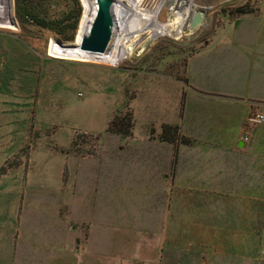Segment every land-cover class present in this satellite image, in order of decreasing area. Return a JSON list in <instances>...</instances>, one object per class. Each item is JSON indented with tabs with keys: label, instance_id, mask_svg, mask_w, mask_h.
I'll list each match as a JSON object with an SVG mask.
<instances>
[{
	"label": "rangeland",
	"instance_id": "obj_1",
	"mask_svg": "<svg viewBox=\"0 0 264 264\" xmlns=\"http://www.w3.org/2000/svg\"><path fill=\"white\" fill-rule=\"evenodd\" d=\"M72 1L53 0L51 9L73 12ZM79 2L78 30L67 44L87 33L96 11L94 0ZM243 6L264 10V0H116L109 48L93 54L22 24L15 0H0V264L12 263L7 249L17 232L57 253L56 260L31 252L28 264H166L180 241L172 233L189 237L199 214L182 204L187 192L158 193L157 202L141 190L135 154L147 144L146 130L155 135L162 124L181 122L190 56L208 40L230 36L236 17L229 13ZM196 11L205 19L190 31ZM173 14L186 16L181 27L152 30ZM129 114L132 137L106 132L116 115ZM197 243L189 238L188 249L173 253L174 264H202ZM262 249L253 264H264Z\"/></svg>",
	"mask_w": 264,
	"mask_h": 264
},
{
	"label": "crops",
	"instance_id": "obj_2",
	"mask_svg": "<svg viewBox=\"0 0 264 264\" xmlns=\"http://www.w3.org/2000/svg\"><path fill=\"white\" fill-rule=\"evenodd\" d=\"M256 9L234 18L230 36L208 40L187 62L183 117L174 124L190 143L174 149L159 140L161 131L146 130L141 142L147 144L135 154L141 190L153 192L157 202L158 193L187 192L182 204L199 214L191 229L194 238L172 233L170 238L180 241L172 255L166 253V264H174L173 253L187 248L189 238L198 241L194 249L202 264L225 259L253 264L264 240V122L250 121L264 114V10ZM148 144L171 145L172 151H151ZM31 241L22 232L12 235L11 264L26 263L31 252H50L57 260L55 249Z\"/></svg>",
	"mask_w": 264,
	"mask_h": 264
},
{
	"label": "trees",
	"instance_id": "obj_3",
	"mask_svg": "<svg viewBox=\"0 0 264 264\" xmlns=\"http://www.w3.org/2000/svg\"><path fill=\"white\" fill-rule=\"evenodd\" d=\"M53 0H15V12L19 21L24 24L29 21L39 29L46 30L58 37L62 42H72L75 39L81 19V6L79 0H73V12L65 14V12H57L51 9ZM70 4V3H69ZM72 10V9H71ZM256 8L243 6L234 9L229 13L230 16H242L255 13ZM135 120L133 114L128 116L116 115L107 127L106 132L118 135L121 138H128L133 135ZM159 140L169 144L188 145L190 140L184 137L176 124H162V130L159 134ZM6 172L5 167L0 169V174Z\"/></svg>",
	"mask_w": 264,
	"mask_h": 264
},
{
	"label": "water",
	"instance_id": "obj_4",
	"mask_svg": "<svg viewBox=\"0 0 264 264\" xmlns=\"http://www.w3.org/2000/svg\"><path fill=\"white\" fill-rule=\"evenodd\" d=\"M96 11L90 21L87 33L81 36L80 42L64 43L57 41L65 47H78L84 52L93 54L105 53L110 45L115 28V15L113 6L116 0H94ZM201 11H196L190 21L189 29L192 31L204 21Z\"/></svg>",
	"mask_w": 264,
	"mask_h": 264
},
{
	"label": "bare ground",
	"instance_id": "obj_5",
	"mask_svg": "<svg viewBox=\"0 0 264 264\" xmlns=\"http://www.w3.org/2000/svg\"><path fill=\"white\" fill-rule=\"evenodd\" d=\"M138 4V3H137ZM136 4V5H137ZM179 10H181V13L183 15H185V13H188L187 10L183 7L182 4L179 5ZM186 11V12H185ZM173 19L170 20V22H167L165 24H163V26L161 27V30L158 29V26L154 27L152 30L155 31L157 34L158 33H162L165 29H169L170 27H173V28H179L182 26V24L184 23V21L186 20V16H176L175 14H173ZM145 21H148V20H145ZM160 28V26H159ZM156 29V30H155ZM134 28L131 29V32H133ZM151 30V29H150ZM148 30V31H150ZM125 36V35H124ZM153 37V36H152ZM80 38H81V34L78 35L75 43L78 44L80 42ZM138 42V41H137ZM136 42V43H137ZM113 43V42H112ZM118 43V42H117ZM116 44V43H115ZM148 44V43H147ZM112 46V45H111ZM76 50H79V51H82L80 50L78 47H75ZM119 52V51H118ZM124 54H125V50L121 51V55L124 57Z\"/></svg>",
	"mask_w": 264,
	"mask_h": 264
},
{
	"label": "built area",
	"instance_id": "obj_6",
	"mask_svg": "<svg viewBox=\"0 0 264 264\" xmlns=\"http://www.w3.org/2000/svg\"><path fill=\"white\" fill-rule=\"evenodd\" d=\"M250 121L255 123L264 122V114H256L250 117ZM262 234L264 235V229L262 230ZM262 247L263 249L261 250V252H264V240L262 242Z\"/></svg>",
	"mask_w": 264,
	"mask_h": 264
}]
</instances>
